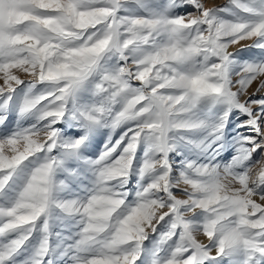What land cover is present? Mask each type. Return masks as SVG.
I'll return each mask as SVG.
<instances>
[{"label": "snow or ice", "instance_id": "obj_1", "mask_svg": "<svg viewBox=\"0 0 264 264\" xmlns=\"http://www.w3.org/2000/svg\"><path fill=\"white\" fill-rule=\"evenodd\" d=\"M226 4L0 0V264H264V0Z\"/></svg>", "mask_w": 264, "mask_h": 264}, {"label": "rangeland", "instance_id": "obj_2", "mask_svg": "<svg viewBox=\"0 0 264 264\" xmlns=\"http://www.w3.org/2000/svg\"><path fill=\"white\" fill-rule=\"evenodd\" d=\"M147 3H149V5H155L156 3H164L165 0H146ZM204 2L207 4V6L212 7V6H223L225 5L228 0H204ZM225 6L229 7L232 9L233 12H239L240 10L235 8V6L230 5V4H226ZM241 15H244L243 13H240ZM222 15L226 18V19H231L232 17L230 15H228L227 13H222ZM244 43V42H242ZM233 51H235L236 49L233 48ZM258 57L264 58V56H262V53L260 50L258 49H242L241 52L239 53V59L241 60H250V59H256ZM115 58H113L112 61H109V64L114 63ZM43 86H38L37 91H39ZM256 87V83L254 82V84L251 86L252 89H255ZM91 97V93L90 92H84L81 93V103L83 102H87ZM69 117H66V120H68ZM9 120L12 121L13 125H15L16 123V113L13 112L10 116H9ZM30 122H34L32 118H28L25 119L23 121V124L25 126H27L28 123ZM61 128L64 129V133L66 137H73L75 135H79L81 133V129H78L77 127H73L70 123H62L60 125ZM230 127H234V125H231ZM123 129H116L115 133L113 134L112 130L110 128H104V127H100V128H95L92 130V132L90 133L89 136V147H87L86 149H83V153L85 156H90L92 158H97L101 152V150L103 149L104 144L106 143L108 136L110 134L113 135V140L118 139L119 135L121 133ZM199 137H202L203 135H205V133L200 132L196 134ZM233 135H235V133H233ZM143 145H141V150L138 151L137 156L142 157L143 156ZM182 151L185 152V155L189 156V158L191 159H195V155L192 153V150L189 148H181ZM228 153H225V156H228ZM173 157H175V159L177 160H181L183 159V157H178L175 155V153H173ZM27 163V162H26ZM91 176V174H89ZM61 178H62V174H61ZM137 175L134 173L131 180L129 181L128 187L130 189L133 190V192L136 189V184H137ZM90 186V185H89ZM75 187V186H74ZM134 200V196H130L129 197V201H133ZM64 223H68L67 221H64ZM54 224L56 225L55 227H53V231H60V224L61 221L60 220H55ZM68 234V233H65ZM155 239V237H150V239L148 241L145 242V247L147 249H150L152 247V242ZM53 244L57 243V241L55 240V238H53L52 241ZM29 255V252H24L23 255L19 256L17 259L19 260H24L26 256ZM147 258V253H145V256L142 257V260H146ZM56 264H63L62 260H57Z\"/></svg>", "mask_w": 264, "mask_h": 264}]
</instances>
